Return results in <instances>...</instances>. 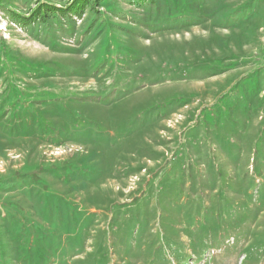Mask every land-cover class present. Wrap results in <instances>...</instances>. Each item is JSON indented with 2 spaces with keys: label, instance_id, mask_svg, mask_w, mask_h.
Here are the masks:
<instances>
[{
  "label": "rangeland",
  "instance_id": "obj_1",
  "mask_svg": "<svg viewBox=\"0 0 264 264\" xmlns=\"http://www.w3.org/2000/svg\"><path fill=\"white\" fill-rule=\"evenodd\" d=\"M85 1L0 0V104L113 117L0 125V264H264V0Z\"/></svg>",
  "mask_w": 264,
  "mask_h": 264
},
{
  "label": "trees",
  "instance_id": "obj_2",
  "mask_svg": "<svg viewBox=\"0 0 264 264\" xmlns=\"http://www.w3.org/2000/svg\"><path fill=\"white\" fill-rule=\"evenodd\" d=\"M153 1L154 0H129V2H133L135 4H146L149 2L153 3ZM85 5H86V1L84 3H81V1H79L78 3H76L74 6H71L70 8L65 7L62 9L61 8L57 9V8L49 7V5L42 6L40 7V9H38L34 13V17L32 19L30 17H26L27 21L23 23L28 24V26L29 24H32L33 22H36V21H38V23L40 21H44L47 23L50 20L49 18H54L56 16L57 17L61 16V17H65L66 19L72 20V18L74 17H80L82 13L84 12L86 6L89 5V3L88 5L86 6ZM243 7L244 6L242 5L241 7L239 6V8L237 10L236 9L233 10L232 13L236 11L234 15H238L239 9H242ZM245 9L248 10L250 9V7H246ZM180 13L182 12L181 11H179L178 13L175 12L173 16L176 17L179 15H182ZM155 21L158 22V20L156 19ZM169 23H170L169 21H164L161 24L169 25ZM37 70L38 69H35L34 71H37ZM11 92L12 93L8 92V94L11 95L9 98L13 99V96L17 92L23 93V90L20 87L12 86ZM32 95H35V94H32ZM60 96H56L55 94H53L51 97L48 98V101H45V99L43 98H36L35 100H33L34 102H32V104L30 105L31 106L30 108L32 110L27 109L29 107H25V106L26 105L29 106V105L25 104V106H21L18 110H15V112H13L7 109L5 106H3V103H1L0 104V125L10 127L11 122L16 121L17 124L15 126H18V128H20L23 125H27L29 123L30 126L36 130L35 138L27 142H22L21 145L23 143L28 144V142L33 143V144L34 143L41 144V143H46L48 141L60 143L68 139L78 140L79 138L82 137L84 133L83 131H86V129L90 132H94L95 126H97L96 122H98L101 125L102 131H103L102 133L99 134V136L110 135L109 127H110V124H112L111 119H113V117L109 116L106 120L107 123H103L102 121H99L96 118H90L86 114H81V111L79 110L80 108L78 107H80L81 105L86 106L87 104H89L85 100L83 101V98H90V97H83V95L81 96L78 94L74 96L72 95L71 96H61V97ZM52 97L54 98L56 97L57 98L56 100L59 99L60 105L56 106L55 102L51 101L53 100ZM73 103L76 104V108L75 107L67 108L69 104L71 107ZM103 103H104L103 105L106 106L107 101L103 100ZM13 115H15L17 118H14ZM81 115H84V117H82ZM121 135H122V138H127L129 136V135L125 136V134H121ZM15 141L16 139L12 140V143H10V145L8 143H6L5 145H8V146L18 145V143H15Z\"/></svg>",
  "mask_w": 264,
  "mask_h": 264
}]
</instances>
